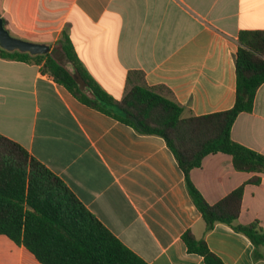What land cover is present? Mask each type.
I'll return each mask as SVG.
<instances>
[{"label":"crops","instance_id":"crops-1","mask_svg":"<svg viewBox=\"0 0 264 264\" xmlns=\"http://www.w3.org/2000/svg\"><path fill=\"white\" fill-rule=\"evenodd\" d=\"M17 37L53 51L65 28L88 73L121 100L132 71L162 86L184 116L227 110L237 94L239 35L264 30V0H0ZM138 79V76L136 78ZM0 133L61 177L85 206L149 264H206L182 239L191 229L226 264H264L231 226L206 231L185 173L165 139L138 133L81 100L42 65L0 57ZM232 138L264 154V83ZM215 204L243 187L239 223L264 229V173L240 171L230 154L206 155L191 171ZM260 176L259 183L251 182ZM264 255V246L260 248ZM0 264H43L0 234Z\"/></svg>","mask_w":264,"mask_h":264},{"label":"trees","instance_id":"trees-1","mask_svg":"<svg viewBox=\"0 0 264 264\" xmlns=\"http://www.w3.org/2000/svg\"><path fill=\"white\" fill-rule=\"evenodd\" d=\"M5 26L7 21L4 19ZM236 54L237 94L233 107L204 115L184 116V107L162 86H150L144 73L132 71L125 96L109 94L84 68L70 33L65 28L60 48L43 54L0 46V57L42 65V71L66 86L83 103L126 124L138 133L159 135L185 173L189 194L201 211L206 231L217 223L246 235L263 257L264 229L258 221L237 222L244 188L239 187L215 204L209 203L191 180V171L211 153L232 155L237 170L264 173V154L232 138V127L242 112L254 108L257 90L264 83V30L239 35ZM86 80L90 96L73 76ZM138 76V79H133ZM260 176L251 179L259 183ZM0 234L24 245L43 264H149L111 232L70 189L67 183L19 142L0 133ZM182 239L188 251L203 256L206 264H226L205 238L191 229Z\"/></svg>","mask_w":264,"mask_h":264},{"label":"water","instance_id":"water-1","mask_svg":"<svg viewBox=\"0 0 264 264\" xmlns=\"http://www.w3.org/2000/svg\"><path fill=\"white\" fill-rule=\"evenodd\" d=\"M0 46L9 51L19 50L22 52H30L31 54H43L50 52L51 46L44 43H37L27 41L22 38L13 36L7 29L4 23V18L0 15ZM75 80L78 82L81 89L87 91L90 96L93 93L88 90V85L86 80L80 74L79 71L75 70L73 72Z\"/></svg>","mask_w":264,"mask_h":264},{"label":"rangeland","instance_id":"rangeland-1","mask_svg":"<svg viewBox=\"0 0 264 264\" xmlns=\"http://www.w3.org/2000/svg\"><path fill=\"white\" fill-rule=\"evenodd\" d=\"M7 29L10 31V33H11L13 36L17 37L16 34H15V32H14L11 28H8V26H7ZM18 38H19V37H18ZM27 41H29V40H27Z\"/></svg>","mask_w":264,"mask_h":264}]
</instances>
